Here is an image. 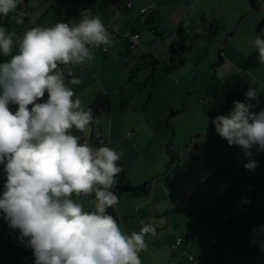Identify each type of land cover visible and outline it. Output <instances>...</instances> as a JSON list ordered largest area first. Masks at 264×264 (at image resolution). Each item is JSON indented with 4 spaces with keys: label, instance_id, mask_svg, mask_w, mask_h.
<instances>
[{
    "label": "crops",
    "instance_id": "0c3cea01",
    "mask_svg": "<svg viewBox=\"0 0 264 264\" xmlns=\"http://www.w3.org/2000/svg\"><path fill=\"white\" fill-rule=\"evenodd\" d=\"M131 1L133 7L125 9L122 0H22L15 13L0 15V26L20 37L34 26L71 25L88 10L108 29L109 51L93 48L92 61L72 64L74 75L65 82L85 108L99 94L109 93L112 110L94 120L86 134L72 132L81 142L95 137L115 149L121 156L117 163H124L133 185L150 182L146 196L124 194L116 205L126 233L139 231L144 223L156 229L155 236L146 237L149 247L140 253L142 264H194L191 257L201 264H264V152L254 147L251 159L258 166L245 169L249 158L243 149L230 146L213 124L217 116L233 109L236 100H228V92L237 91L245 99L250 87L264 88V65L254 68L248 63L256 52L248 41L264 37V0H256L257 8L251 0ZM151 14L154 19L148 23ZM128 34L139 35L135 48ZM176 45L190 46L185 63L173 71L182 77L176 82L183 105L167 100L169 109H151L150 100L157 92L152 79L171 60ZM17 53L14 37L12 55ZM153 57L160 61L157 70L150 66ZM10 58L0 54V63ZM191 65L197 71L195 79L188 73ZM202 65L209 71L201 72ZM61 69L67 74L64 65ZM73 77L80 83H70ZM145 88L150 90L148 101ZM46 100L47 93L38 102ZM247 103L253 105L252 112L264 110V90ZM9 108L14 113L18 105ZM179 137L181 150L176 147ZM169 142L178 155L172 164L166 151ZM183 165L186 171L180 172ZM189 166L197 170L194 177ZM5 180L0 164V196ZM239 183L253 188L246 202L244 190L235 189ZM73 199L83 202L85 211H94L92 197ZM178 239L183 244L173 248ZM0 264H35L33 250L2 212Z\"/></svg>",
    "mask_w": 264,
    "mask_h": 264
},
{
    "label": "clouds",
    "instance_id": "9594fccd",
    "mask_svg": "<svg viewBox=\"0 0 264 264\" xmlns=\"http://www.w3.org/2000/svg\"><path fill=\"white\" fill-rule=\"evenodd\" d=\"M22 0H0V15L17 11ZM79 21L34 26L22 36L0 26V54L11 58L0 63V164L5 173L0 212L10 228L33 250L35 264H142L146 237L156 229L144 223L126 233L108 209L119 202L113 191L122 167L121 156L105 145L94 146L72 130L87 133L94 112L85 108L65 82L61 65H85L93 48L112 45L108 29L88 10ZM14 37L18 53L12 55ZM264 65V37L248 41ZM72 84L80 83L73 77ZM264 88L250 87L246 101L255 100ZM47 93V100L40 101ZM18 105L13 113L9 105ZM29 106H32L29 108ZM233 101L230 114L213 120L216 132L248 157L245 169L258 165L252 149L264 152V110ZM92 197L94 211L73 199ZM264 248V244L261 245Z\"/></svg>",
    "mask_w": 264,
    "mask_h": 264
},
{
    "label": "trees",
    "instance_id": "16d2710c",
    "mask_svg": "<svg viewBox=\"0 0 264 264\" xmlns=\"http://www.w3.org/2000/svg\"><path fill=\"white\" fill-rule=\"evenodd\" d=\"M252 7L257 8L259 7V3L256 0H251ZM19 12V11H18ZM154 19V15L151 14L148 16V23H151ZM190 46L186 45H176L174 46V52L175 54L172 56L171 60L164 64V68L168 73L173 72L176 70L179 66L183 65L185 63L186 54L189 51ZM248 63L253 66L254 68H258L261 64L258 62L257 59V52H252L250 56L248 57ZM160 64V61L153 57L150 66L154 70H157L158 65ZM228 100H236L240 102H247L237 91H230L228 92ZM113 107V101L112 97L109 93L105 94H99L96 96L91 104L87 106L86 108L93 109L94 112V120H96L99 116H101L104 113H108L112 110ZM176 111L172 110V114H175ZM191 143H189L190 146ZM166 151L171 157L172 163L178 160V155L175 153V151L172 149V144L169 143L166 147ZM119 165L122 167V171L117 177L118 185L116 188L113 189V191L118 195V197H122L124 194H129L131 196L136 197H143L146 196L151 189L150 182H146L142 185H133L128 177L127 170L125 168L124 163H119ZM108 213L115 217V219L118 221V214L116 211V206L109 208Z\"/></svg>",
    "mask_w": 264,
    "mask_h": 264
},
{
    "label": "rangeland",
    "instance_id": "374dc122",
    "mask_svg": "<svg viewBox=\"0 0 264 264\" xmlns=\"http://www.w3.org/2000/svg\"><path fill=\"white\" fill-rule=\"evenodd\" d=\"M21 4L22 3H20V6H21ZM191 52H192V50H191ZM217 56L219 57L218 53H217ZM185 66L186 65H184V67ZM215 70L216 69H213V72H215ZM208 71H209V69H208L207 66H204V65L201 66V72H208ZM177 73H178L177 71L168 73L165 70L164 66H162L160 68L158 74L155 77H153L151 86L155 87L157 92H156L155 95L152 96V99L150 100V102H151L150 108L151 109H159L161 112L164 111L165 109H169V107H167V100H171V102L179 101L180 104L183 105V95L180 93V86L176 82L177 79H182V77L178 76L179 74H177ZM188 73L191 75L192 79H195L197 77V71H196V68H195L194 65L190 66V68L188 70ZM145 91H147V101H148L149 97H150V90H149V88H145ZM147 101H145V103ZM194 102H198V100L195 101V99H194ZM189 117H190V120H191L193 116L190 115ZM206 127L208 128V125ZM176 142H177L176 143V147L179 150H181L180 149V144H181V146L183 148L182 138L179 137L176 140ZM193 142H194V140H193ZM169 143H171V142H169ZM128 144H129V142H127V141H125L123 143V146H124L125 150H127ZM172 149H173V146H172ZM182 152H183V150H182ZM168 158H169L168 163L172 164L171 157L168 156ZM184 165H186V161L184 162ZM184 165L181 166L182 170H180V172L186 171V169H185L186 166H184ZM189 171H190L191 175H193V177L195 176V173H197V170H195L192 166H189Z\"/></svg>",
    "mask_w": 264,
    "mask_h": 264
},
{
    "label": "built area",
    "instance_id": "2783aa9c",
    "mask_svg": "<svg viewBox=\"0 0 264 264\" xmlns=\"http://www.w3.org/2000/svg\"><path fill=\"white\" fill-rule=\"evenodd\" d=\"M123 1V3H124V8L125 9H131L132 7H133V3H132V1L131 0H122ZM144 13H147L148 12V10L147 9H145L144 11H143ZM24 15H27L26 14V12H24ZM128 37H129V39H130V41H131V47L132 48H135L136 46H137V44L139 43V35L138 34H128L127 35ZM100 48H102L103 50H104V47H102V46H99ZM109 51V48H108V50L107 51H105L104 50V52H108ZM65 68H66V70H67V74H64L65 75V80L67 79V77H72L74 74H73V70H72V65H69V66H65ZM62 70V69H61ZM32 106H29V108H31ZM99 137H100V135H99ZM89 143H91L92 145H94V146H100V145H105V146H108V145H106V144H101V142L99 143V141L98 142H96L95 141V137L93 138V137H86L85 138ZM84 139V140H85ZM83 140V141H84ZM82 141V142H83ZM235 189L236 190H244V193L242 194V200H243V202H246L247 201V193L248 192H250L253 188H252V186H250V185H244V184H242V183H239L236 187H235ZM213 241L215 242V243H217L219 240L217 239V238H214L213 239ZM183 244V240L182 239H178L177 241H176V243L173 245V248H176V247H178V246H180V245H182ZM175 260V259H174ZM191 261L194 263V264H201V261L200 260H195L193 257H191Z\"/></svg>",
    "mask_w": 264,
    "mask_h": 264
}]
</instances>
